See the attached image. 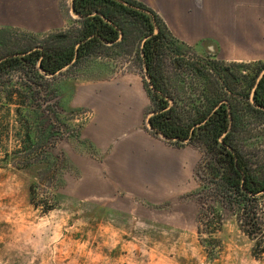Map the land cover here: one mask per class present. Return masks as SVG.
<instances>
[{
	"label": "crops",
	"instance_id": "1",
	"mask_svg": "<svg viewBox=\"0 0 264 264\" xmlns=\"http://www.w3.org/2000/svg\"><path fill=\"white\" fill-rule=\"evenodd\" d=\"M132 1L153 11L180 44L200 55L224 63L264 59L258 24L264 0ZM74 17L72 0H0V30L42 36L64 30ZM74 104L88 115L80 142L89 153L74 156L78 175L64 192L129 218L105 222L111 264H205L194 200L198 153L189 142L168 141L150 128L152 98L142 76L126 71L83 84ZM31 254L48 264L47 251ZM9 258H18L15 250L0 253V264ZM54 258L60 264L59 252Z\"/></svg>",
	"mask_w": 264,
	"mask_h": 264
},
{
	"label": "rangeland",
	"instance_id": "2",
	"mask_svg": "<svg viewBox=\"0 0 264 264\" xmlns=\"http://www.w3.org/2000/svg\"><path fill=\"white\" fill-rule=\"evenodd\" d=\"M258 24L264 33V19H259ZM80 27V19L74 17L64 30L42 36L1 29L0 59L10 54L42 50L50 45H68L71 42L70 35ZM165 32L169 42L165 60L171 82L170 92L174 98L172 104L174 102L178 111L195 113L206 107V97H210L216 89L220 102L229 100L235 106V112L237 108L244 115L230 138L231 143L250 164L251 171L263 176L264 114L249 110L239 95L232 98L228 94L232 88L238 94L245 81L244 76L249 72L253 75L252 69L242 72L237 67L241 63H224L212 56L200 55L194 49L172 41L168 28ZM140 44L139 33L135 31L129 40L131 53L127 52L130 49L128 47L107 46L69 70L49 77V91L55 98L51 102L53 106L45 113V147L42 156L35 159L32 155L35 149L30 147L28 167L21 168L23 163L17 159L13 165L0 168V253L15 250L18 257L15 260L6 259L7 264H40V259L31 254L40 251L48 252V264H57L54 258L57 252L62 257L60 264H76L78 259L80 264H111L110 256L106 255L109 249H106L105 222H130L129 218L80 200V195L72 196L64 192L68 180L78 175L74 156L89 153L88 148L80 142V133L87 124L88 115L86 110L74 104V97L81 85L106 80L126 71L140 74L145 84H148L145 88L149 93V80L140 60ZM243 65L262 69L264 59ZM231 77H236L235 84L228 81ZM156 109L152 98V114ZM15 124L12 144L17 147L20 145L17 137L19 124ZM52 131L56 133L54 142L50 136ZM192 146L199 156L195 171L198 189L194 193L198 197H194V200L198 208L196 221L202 235L195 233L201 245L198 249L208 253L205 264H264V257L256 261L251 256L255 243L240 229L236 202L230 203L228 199L224 201L219 187L206 180L203 174V166L207 163L205 148L202 145ZM259 195L258 218L264 227V193ZM204 205L214 212L205 221L201 219L205 214ZM8 222L13 223L9 225ZM161 229L163 233V229L167 228ZM236 251L241 254L238 259ZM215 256H219L218 261H215Z\"/></svg>",
	"mask_w": 264,
	"mask_h": 264
},
{
	"label": "trees",
	"instance_id": "3",
	"mask_svg": "<svg viewBox=\"0 0 264 264\" xmlns=\"http://www.w3.org/2000/svg\"><path fill=\"white\" fill-rule=\"evenodd\" d=\"M121 1L129 6L117 0H72V12L80 19L81 27L70 35L68 45H50L42 50L10 54L0 59V168L13 165L17 159L23 163L21 168L28 167L30 147L35 149L32 154L35 159L42 156L45 113L53 106L51 102L55 98L49 91V77L69 70L101 48L121 46L129 49V40L137 31L141 40V64L149 79V93L157 105L155 115L150 118L152 130L177 144L191 139L190 144L202 145L208 151L203 174L206 180L219 187L224 201L236 202L240 229L255 243L252 257L261 260L264 257V227L259 223L258 199L259 194L264 193V172L263 176H257L237 150L234 158L222 146L237 130L244 115L237 108L235 112L225 105L219 107L216 89L213 96L206 97L205 110L190 113L173 107L171 100L174 98L170 92L171 82L165 60L168 56L166 45L169 43L165 32L167 28L145 5L132 0ZM156 28L159 30L157 34ZM170 39L179 43L172 35ZM127 52L131 53L132 48ZM237 67L242 72L252 69L253 75L249 72L244 76L245 81L236 95L245 101L249 110L264 114L263 110L253 108V102L264 108V77L255 96L251 97L264 66L262 69L243 64ZM145 85H148L147 82ZM16 122L19 124L17 137L20 145L14 147L12 141ZM195 126H199V130L192 137L191 130ZM55 134L52 131L50 135L53 142L56 141ZM204 208L205 214L201 219L205 221L214 212L206 205ZM198 233L201 234L200 228Z\"/></svg>",
	"mask_w": 264,
	"mask_h": 264
},
{
	"label": "flooded vegetation",
	"instance_id": "4",
	"mask_svg": "<svg viewBox=\"0 0 264 264\" xmlns=\"http://www.w3.org/2000/svg\"><path fill=\"white\" fill-rule=\"evenodd\" d=\"M228 81H231L232 83H236V77H231L230 79H228ZM260 83V82H259ZM256 84H257V81H256ZM259 85V84H258ZM256 87V86H255ZM254 87V88H255ZM258 87V86H257ZM257 87H256V89H257ZM228 89H230L229 87H228ZM233 89V88H232ZM230 90L229 91V96H231L232 98L233 97H236V90ZM255 93H256V90H255ZM171 104H172V102H171ZM223 105H225L227 108H228V110H235V106L233 105V104H231V103H229V100H222L221 102H220V104H219V107H221V106H223ZM172 106L174 107L175 106V104H174V102H173V104H172ZM207 108V105H206V107H204L203 109L205 110ZM253 108L254 109H256V110H263L264 111V108H262L260 105H258V104H254L253 103ZM198 130H199V126H195L192 130H191V134H192V137H194L197 133H198ZM191 142V139H189V143ZM222 146L226 149V151H227V153H229V155L231 156V157H234V158H236V146H234L232 143H231V141H230V138H229V140L227 141V143H222ZM206 153H207V156H208V151H206Z\"/></svg>",
	"mask_w": 264,
	"mask_h": 264
},
{
	"label": "water",
	"instance_id": "5",
	"mask_svg": "<svg viewBox=\"0 0 264 264\" xmlns=\"http://www.w3.org/2000/svg\"><path fill=\"white\" fill-rule=\"evenodd\" d=\"M117 1H119L120 3H122V4L126 5V6H129L127 3H125V2H123V1H121V0H117ZM158 31H159V30L156 28L155 33L157 34ZM263 77H264V69H263V70L260 72V74H259V77H258V79H257L256 87L258 86L259 82L261 81V79H262ZM148 80H149V79H148ZM256 87L253 89L251 97H254V96H255V90H256ZM253 103H254V102H253ZM254 104H255V103H254ZM153 115H155V113H154ZM148 124H149V126H150V120L148 121ZM150 128H151V126H150ZM151 129H152V128H151ZM185 142H189V140H186Z\"/></svg>",
	"mask_w": 264,
	"mask_h": 264
}]
</instances>
